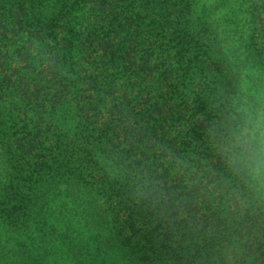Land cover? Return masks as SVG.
Masks as SVG:
<instances>
[{
	"label": "trees",
	"instance_id": "16d2710c",
	"mask_svg": "<svg viewBox=\"0 0 264 264\" xmlns=\"http://www.w3.org/2000/svg\"><path fill=\"white\" fill-rule=\"evenodd\" d=\"M261 147L264 0H0V264H264Z\"/></svg>",
	"mask_w": 264,
	"mask_h": 264
},
{
	"label": "clouds",
	"instance_id": "9594fccd",
	"mask_svg": "<svg viewBox=\"0 0 264 264\" xmlns=\"http://www.w3.org/2000/svg\"><path fill=\"white\" fill-rule=\"evenodd\" d=\"M260 157H264V147H261L259 153L257 154V159L254 161L255 163V170H260L264 168V161L260 159Z\"/></svg>",
	"mask_w": 264,
	"mask_h": 264
}]
</instances>
